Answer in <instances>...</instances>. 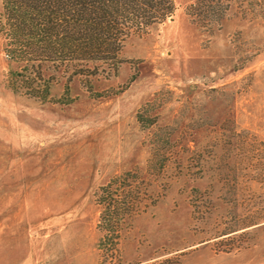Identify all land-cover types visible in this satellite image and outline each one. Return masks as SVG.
<instances>
[{
	"label": "rangeland",
	"instance_id": "rangeland-1",
	"mask_svg": "<svg viewBox=\"0 0 264 264\" xmlns=\"http://www.w3.org/2000/svg\"><path fill=\"white\" fill-rule=\"evenodd\" d=\"M173 1L82 60L0 0V264H264V5Z\"/></svg>",
	"mask_w": 264,
	"mask_h": 264
},
{
	"label": "trees",
	"instance_id": "trees-1",
	"mask_svg": "<svg viewBox=\"0 0 264 264\" xmlns=\"http://www.w3.org/2000/svg\"><path fill=\"white\" fill-rule=\"evenodd\" d=\"M11 36L46 56L114 60L120 42L174 11L173 0H1ZM222 0H198L192 10L216 11ZM264 5V0H248ZM35 46V47H34ZM46 86L43 88L45 90Z\"/></svg>",
	"mask_w": 264,
	"mask_h": 264
}]
</instances>
